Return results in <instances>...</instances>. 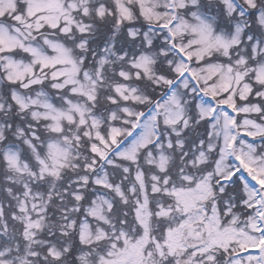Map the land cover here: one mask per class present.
<instances>
[{
	"label": "snow or ice",
	"instance_id": "snow-or-ice-1",
	"mask_svg": "<svg viewBox=\"0 0 264 264\" xmlns=\"http://www.w3.org/2000/svg\"><path fill=\"white\" fill-rule=\"evenodd\" d=\"M0 264H264V0H0Z\"/></svg>",
	"mask_w": 264,
	"mask_h": 264
}]
</instances>
